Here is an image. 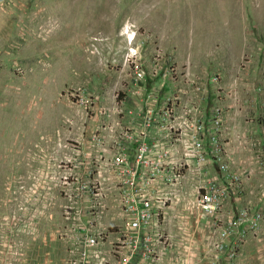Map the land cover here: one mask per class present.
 <instances>
[{"label": "rangeland", "instance_id": "obj_1", "mask_svg": "<svg viewBox=\"0 0 264 264\" xmlns=\"http://www.w3.org/2000/svg\"><path fill=\"white\" fill-rule=\"evenodd\" d=\"M136 65L220 109L219 226L188 228L180 264H264V0H0V264H69L67 197L38 221L37 169L51 186L58 142L101 125L73 93L113 105Z\"/></svg>", "mask_w": 264, "mask_h": 264}, {"label": "built area", "instance_id": "obj_2", "mask_svg": "<svg viewBox=\"0 0 264 264\" xmlns=\"http://www.w3.org/2000/svg\"><path fill=\"white\" fill-rule=\"evenodd\" d=\"M136 67L142 92L113 97V105L100 108L99 96L90 91L73 93L86 115L101 117V125H89L82 140L58 142L51 186L40 179L39 200L49 193L67 197L69 264H180L188 260V228L219 226L220 190L228 187L219 174L220 109L206 110L196 84L197 95L172 93L165 75L156 84L149 77L147 90L146 73Z\"/></svg>", "mask_w": 264, "mask_h": 264}, {"label": "flooded vegetation", "instance_id": "obj_3", "mask_svg": "<svg viewBox=\"0 0 264 264\" xmlns=\"http://www.w3.org/2000/svg\"><path fill=\"white\" fill-rule=\"evenodd\" d=\"M40 161H41V160H40ZM37 172H38V175H37V178H38V179H37V182H38V183H37V191H39V190H41V189H40V183H39V180H40V179H39V173L41 172V169L38 168V169H37ZM40 178H41V177H40ZM39 201H40V214H38V221H39V220H42V216H43V214H42V212H41V211H42V209H41V205H42V202H43V198H42V196L40 197V200H39ZM38 205H39V202H38ZM38 207H39V206H38ZM24 216H25V215H24Z\"/></svg>", "mask_w": 264, "mask_h": 264}]
</instances>
